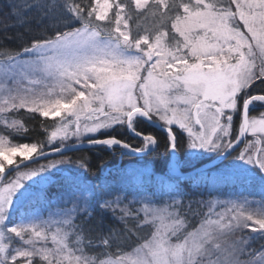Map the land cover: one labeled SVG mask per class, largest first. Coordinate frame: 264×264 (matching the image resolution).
Here are the masks:
<instances>
[{
	"label": "snow or ice",
	"instance_id": "snow-or-ice-1",
	"mask_svg": "<svg viewBox=\"0 0 264 264\" xmlns=\"http://www.w3.org/2000/svg\"><path fill=\"white\" fill-rule=\"evenodd\" d=\"M49 4V26L72 27L34 40L22 50L29 55L0 52V119L5 129L19 132L24 127L8 119L23 109L64 117L60 130L45 141L12 145L0 137V264H255L264 257L245 235V230L264 233V215L250 211L246 199L214 197L187 205L180 198L163 199L149 191L153 178L140 170L127 177L130 190L109 188L99 197L91 190L69 192L66 202L70 196L75 199L66 215L7 225L13 196L38 172L75 164L95 174L84 160L71 157L5 180L8 169L38 158L46 145L80 141L117 124L131 126L137 117L162 124L168 133L167 151L177 155L183 147L177 144L180 133L193 150L190 156L224 155L251 136L236 158L264 172V113L248 116L249 104L264 102V95L245 99L237 138H231L237 97L264 84V0ZM61 11L66 19L56 18ZM142 18H151L152 27L133 32L130 25ZM143 140L139 148L115 138L89 143L110 148L121 144L134 153L157 144L151 135ZM74 180L68 177V183ZM93 198L95 209L89 210ZM193 203L207 212L193 211ZM94 211L110 214L118 226L99 230L93 224ZM133 238L136 243L125 246Z\"/></svg>",
	"mask_w": 264,
	"mask_h": 264
},
{
	"label": "trees",
	"instance_id": "trees-1",
	"mask_svg": "<svg viewBox=\"0 0 264 264\" xmlns=\"http://www.w3.org/2000/svg\"><path fill=\"white\" fill-rule=\"evenodd\" d=\"M50 8L49 0H0V52L16 51L23 54L22 50L28 47L34 40H42L46 36L54 35L56 31L63 30V27H72L71 24L57 29L50 27L49 20L53 18V13L50 11ZM55 15L57 19L67 18L62 11ZM131 25L132 29L134 28L136 31L134 23ZM76 26H79L78 22H76ZM134 30L133 32H135ZM244 95L247 97L264 95V84L253 86L246 93L238 96L237 108L233 114V131L241 123ZM261 113H264V105H255L249 109V117H257ZM8 119L10 122L12 120H18V123L24 126L19 132H10L5 129L4 123H0V137H3V139L12 145L45 141L54 129L52 120L40 116L39 113H29L26 110H20L16 116L8 117ZM160 125L162 126V124ZM132 129L139 135L130 133L126 124H117L108 129L98 131L94 140L115 138L122 142V144H127L132 148H139L144 143L143 137L151 135L157 141L155 148L144 155L136 156L120 144L113 145L111 148L107 145L95 146L66 155L54 156L10 173L7 177L8 179L12 175H16L19 171L36 170L39 165L50 160L71 157L74 160H84L88 169L95 174L90 175L83 167L75 164H60L55 168L42 171L45 174H49V178L46 179L47 182L45 181L43 184L32 188L30 192L31 196L29 194L30 197L25 200L16 212L12 213L9 223L23 221L37 210L46 209L50 206L52 208L57 203L62 204L59 207L64 206V208H69L75 196H70L66 202L63 198L66 192L75 193L91 190L96 193V197H99L106 194L109 188L113 190H130L129 185L120 183V179L138 170L144 171L153 178L149 191L163 199L180 198L187 205L189 200L193 202L211 200L214 197L219 198L220 195H225L227 192L252 197V194L259 191L260 194L254 196L264 203V181H262L263 186H259L258 189L257 181L226 175L220 172V168L237 157L240 150H237L225 161H219L218 157L220 155L216 153L210 156H203L192 162H187V160L183 161L186 156L187 137L183 133H180L177 136V144L183 147L182 151L178 154L182 163L178 162V165L179 171L182 174H188L205 164L218 161L216 165L208 170L181 176L172 173L171 158L173 153L167 151V132L152 125L143 118L135 119L132 123ZM87 140L91 139L82 138L78 141L73 138L64 144L55 142L52 145H46L42 152ZM253 168L254 173L261 176L264 180V172L255 165ZM68 177H75L76 180L70 184L68 183ZM42 195L46 199L42 200ZM94 209L95 198H93L89 210ZM192 210L198 211L201 214L207 212L206 207H199L195 203H193ZM94 215L97 216V219L93 221V224L99 230L107 232L110 227L118 226V222L110 214L99 216L94 211ZM80 219H83V217L81 216ZM245 235L252 238L251 247L253 249L257 252L264 251V243H260L261 241L259 240L260 235H248L246 230ZM134 243H136L135 238L128 240L125 246Z\"/></svg>",
	"mask_w": 264,
	"mask_h": 264
},
{
	"label": "rangeland",
	"instance_id": "rangeland-1",
	"mask_svg": "<svg viewBox=\"0 0 264 264\" xmlns=\"http://www.w3.org/2000/svg\"><path fill=\"white\" fill-rule=\"evenodd\" d=\"M110 15H111V13H110ZM100 23H105V22H100ZM152 25H153V21H152L151 18H149L148 20L140 19L139 21H137L136 23H134V27L136 29L138 27L151 28ZM130 27L132 28V25H130ZM132 30H134V28ZM22 55H29V54L23 53ZM242 93H245V92H242ZM247 98H249V97H247L246 95H244L243 102H242V108H243V105H244V101ZM3 99H4L3 97H0V102H2ZM237 99H238V97H237ZM255 105H258V106L259 105H262L263 106L264 105V102L253 101L249 105V108H251V107H253ZM23 110H26L27 111V109H23ZM233 114H232V121H233ZM3 115L4 114H0V116H3ZM44 118H48V119H50V120L53 121L52 122L53 123V126H54L53 131H59L60 130L61 121L64 119L63 116H61V117H55V118L49 116V117H44ZM137 118H142V117H137ZM143 119H145V118H143ZM242 119H243V109H242ZM242 119H241V122H242ZM0 123H4V120L3 119H0ZM231 123H232L231 138L235 140L237 138V134H238V130H239V127L240 126L235 131H233V122H231ZM158 124L160 125V123H158ZM60 134L62 135L63 133L61 132ZM97 134H98V132L95 133V134L85 135L83 138H90L91 140H87V141H84V142H78V143H85V142H88V141H92V140L95 139V137L97 136ZM251 139H252L251 136L246 137L245 140H244V142H243V144H242V146L238 150H242L243 147H244L245 141L246 140H251ZM75 144H77V143H75ZM155 146L154 147H150V149L151 148H155ZM63 147H65V146H63ZM55 149H57V148H55ZM43 150L44 149H42V151ZM192 151L193 150H191V149H188V148L186 149V156L183 159V161L187 160V162H192L194 160H197L199 158H202L203 156H210L212 154H215V153H203V152H201V153L198 154V156H190L189 153L192 152ZM19 159H20L19 156L16 157L17 162L19 161ZM178 162L182 163L180 161V159H179V156L177 154H173L172 155V158H171V169H173L172 170V173L173 174H175V170L176 171H179ZM173 164H174V166H173ZM253 167H254V165L249 164L246 161L237 159L235 157L228 164L222 166L220 168V172L221 173H224L226 175L238 176V177H241V178H244V179H247V180L257 181L258 182L257 183L258 184V189H259V186H263L262 181H264V180L262 179L261 176H259L258 174L254 173V171H253L254 168ZM24 171H31V170H24ZM48 175L49 174H45L44 172H38L37 175L32 176L29 180H26V181L23 182V186L13 196L12 205H11V207L8 210L9 211V216H8V220L6 221V223H7L8 226L21 225V224H27V223H32V222H43L46 219H52V218L56 217L58 213H60L62 215H66L70 211L69 208H64V206L59 207L62 204L61 203H57L52 208H50L51 207L50 206V207H48L46 209L44 208L42 210H37L35 213L31 214L29 217H27L23 221L14 222L12 224L9 223V221L11 219V216H12V213L13 212H16L21 207V205L25 202V200L31 196L30 192H31L32 188H35V186H37V185L43 184L45 181L47 182L46 179L49 178ZM14 177H15V175H12L11 178H14ZM127 177H125V178L122 177L120 179V183H125L126 185H128ZM0 186H2V185H0ZM29 194H30V196H29ZM65 194L63 196L64 199H65ZM258 194H260L259 191L256 192V193H254V194H252V197H250V196H245L244 194H236L234 192H227L225 195H220L219 199H224V200H228V199H230V200H244V199H246L247 200V207L249 208L250 211H252V212H254V213L258 214V215H264V203H262L259 199H257L254 196V195L257 196ZM69 198L70 197H68V199ZM61 210H63V211L61 212ZM247 234L248 235H252V234H258V235H260V238H259V240L261 241L260 243H264V233H251V232H248L247 231ZM127 242H128V240L125 243H127ZM255 264H264V257H262L260 260L256 261Z\"/></svg>",
	"mask_w": 264,
	"mask_h": 264
},
{
	"label": "water",
	"instance_id": "water-1",
	"mask_svg": "<svg viewBox=\"0 0 264 264\" xmlns=\"http://www.w3.org/2000/svg\"><path fill=\"white\" fill-rule=\"evenodd\" d=\"M250 105V104H249ZM248 116H249V106H248ZM147 120V119H146ZM149 123H151L152 125L158 127V128H161L163 131H165V128L159 124H157L156 122H153V121H149L147 120ZM127 128L129 130L130 133H132L133 135H139L138 133H136L133 129H132V126H129L127 125ZM166 132V131H165ZM245 138H241L240 139V142L238 144L235 145V147L230 150V152L228 153H225L224 155H220L218 157V160L219 161H225V160H228L243 144ZM92 141H96V140H92ZM121 145V144H120ZM95 146H104V144H95V143H89L88 142H85V143H77V144H72V145H69V146H65V147H60V148H57L59 149V151H56V152H52L51 150H48V151H45V152H42L43 154L41 156H39L38 158L32 160V161H27L23 164H21L19 166L18 169L20 168H24L28 165H31L33 163H36V162H39V161H42V160H45V159H48V158H51V157H54V156H58V155H66V154H69V153H72V152H75V151H78V150H81V149H85V148H90V147H95ZM152 150L149 149L148 151L144 152V153H134L132 152L134 155L136 156H141V155H144L148 152H150ZM131 152V151H130ZM34 158V157H33ZM218 161H214V162H211V163H208V164H205L199 168H197L196 170L188 173V174H182L180 171H176L175 170V173L178 174V175H181V176H187L189 174H195V173H198L200 171H204V170H208L210 169L211 167H213L214 165H216ZM15 165H13V168H10L6 171L5 173V177L4 179L6 180V178L8 177V175L12 172H14L15 170H17V168L14 167ZM174 166V164H173Z\"/></svg>",
	"mask_w": 264,
	"mask_h": 264
}]
</instances>
